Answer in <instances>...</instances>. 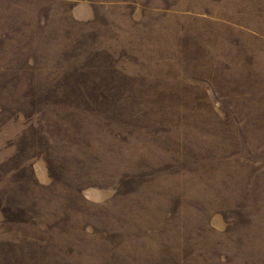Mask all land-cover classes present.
<instances>
[{"label":"rangeland","instance_id":"1","mask_svg":"<svg viewBox=\"0 0 264 264\" xmlns=\"http://www.w3.org/2000/svg\"><path fill=\"white\" fill-rule=\"evenodd\" d=\"M0 264H264V0H0Z\"/></svg>","mask_w":264,"mask_h":264}]
</instances>
